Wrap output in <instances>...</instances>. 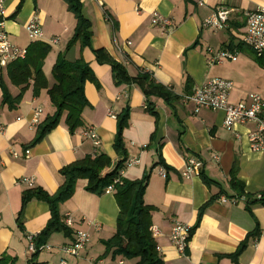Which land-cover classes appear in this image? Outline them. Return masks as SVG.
<instances>
[{"label":"crops","instance_id":"crops-1","mask_svg":"<svg viewBox=\"0 0 264 264\" xmlns=\"http://www.w3.org/2000/svg\"><path fill=\"white\" fill-rule=\"evenodd\" d=\"M3 1L4 29L12 45L28 50L37 42L50 50L42 66L46 89H34L33 82L24 89L14 84L9 76L14 62L0 67V259L58 264L65 257L61 247L84 231L90 242L79 259L65 257L70 264H85L87 259L135 264L136 260L105 254L103 242L116 232L119 209L114 193L91 194L86 180L76 183L73 196L59 208L63 219L71 217L67 227L72 235L52 234L46 242L51 251L32 258L27 241V236H37L46 227L47 204L32 200L23 209L21 225L18 222L24 191L40 188L53 195L63 184L61 169L104 154L112 163L104 173L122 161L138 160L136 165L124 166L121 180L148 179L143 199L152 208L151 227L159 231L154 241L164 264H264V206L247 202L264 192V152L253 151L248 141L255 125L226 129L222 111L194 113L193 104L182 101L184 95L219 78L233 84L230 103L248 106L250 94H258L264 102V56L257 57L242 43L245 14L264 9V0H101V4L79 0L91 27L89 45L83 48L79 43L68 48L76 20L63 0ZM218 7L232 10L227 28L204 29L203 21ZM154 13L169 19L171 26L153 25ZM33 16L42 26L39 41H31L25 28ZM208 50L236 51L237 59L208 65ZM61 57L68 62L82 60L94 77L83 86L88 105L82 125L71 132L64 113L54 129L33 143L37 127L55 113L47 90L54 85L52 69ZM113 63L124 68L128 81L122 75L116 78ZM140 77L147 80L139 82ZM149 84L153 86L148 88ZM144 85L150 111L145 109ZM38 107L42 115L38 125L31 127ZM126 112L118 152L114 143L120 119L116 117ZM89 128L100 141L96 154L93 142L83 136ZM190 158L199 159L203 166L198 175L186 179L183 172ZM160 167L166 171L165 178L159 175ZM233 168L244 195L238 196L231 185ZM176 222L193 229L183 255L169 240Z\"/></svg>","mask_w":264,"mask_h":264},{"label":"trees","instance_id":"trees-1","mask_svg":"<svg viewBox=\"0 0 264 264\" xmlns=\"http://www.w3.org/2000/svg\"><path fill=\"white\" fill-rule=\"evenodd\" d=\"M76 20V27L68 48L79 43L81 48L89 45L91 31L90 22L82 13V5L79 0H63ZM49 46L43 43H33L27 50L24 60H17L10 65L9 76L17 86L24 87L33 82L34 89H46L47 82L44 77L42 66L44 59L49 53ZM102 51H97L96 54ZM264 56V55H262ZM261 56V57H262ZM112 69L116 78L120 75L128 81L126 71L121 65L112 64ZM52 76L54 85L47 90V94L52 106L55 108L53 116L47 117L38 127L37 136L33 143L41 140L47 133L54 129L65 113V124L73 132L82 125V112L87 107L88 102L83 94V86L87 81L94 79L90 68L82 61L68 62L63 57L59 58L53 66ZM146 81V77L138 78V81ZM153 85L149 84L148 88ZM142 92L148 103L147 87L141 86ZM160 92L162 87L157 88ZM20 99V98H19ZM7 100V97H6ZM150 111V104L145 108ZM128 113L117 116L120 119L119 132L117 134L114 149L122 151L120 132L126 126ZM112 166L111 160L104 154L95 157H85L78 160L60 171L63 179L62 186L50 195L40 188H33L24 191L22 195V208L18 216L21 225L23 209L32 200L44 202L49 207L50 218L46 227L36 236V247L45 245L52 234L63 233L70 237L72 232L64 223L60 215V206L69 200L75 191L76 183L79 180H86V191L96 196H101L105 190L118 177L119 171L125 166L124 161L118 163L116 168L109 173L105 170ZM236 168L231 171V185L238 196L243 194V186L236 178ZM205 184L209 181L204 177ZM148 179L140 181L126 182L115 187L114 197L119 209L115 234L104 241L105 254L111 252L113 257H121L125 260H136L135 264H164L158 254L156 243L150 233L152 208L144 203V194ZM259 196V197H258ZM249 205L259 204L264 206V192L255 198L247 200ZM193 229H191V234ZM191 237V235H190ZM246 243V242H245ZM245 246V244H244ZM243 247V246H242ZM242 247L239 251H241ZM38 253H35L34 258ZM0 264H15V261L4 257L0 259Z\"/></svg>","mask_w":264,"mask_h":264},{"label":"built area","instance_id":"built-area-1","mask_svg":"<svg viewBox=\"0 0 264 264\" xmlns=\"http://www.w3.org/2000/svg\"><path fill=\"white\" fill-rule=\"evenodd\" d=\"M101 4V0H94ZM232 10L226 7H218L215 11L207 17L202 24L204 29L220 31L228 26L229 17ZM246 16V32L242 38L243 45L250 48L257 57L264 55V9H256L245 14ZM7 19L5 15L4 1L0 0V67L5 66L8 62H15L17 60H24L27 55V49H22L12 45L9 41L8 33L4 29V21ZM152 24L169 28L171 26L170 20L163 18L158 13H154L152 17ZM26 31L31 41H39L43 36L42 26L37 16L31 17L26 25ZM52 43L57 40L53 39ZM208 65H219L225 61H235L237 59L236 51L220 50L213 52L208 50ZM233 88L230 81L224 79H212L202 86L195 89L191 94L184 95L182 101L184 103H192L194 106V113L200 110L222 111L224 113L223 126L226 129H231L234 125H245L253 123L255 128L248 133V141L253 151L264 152V102L258 94H250V104H232L229 102V95ZM146 108V107H145ZM42 115V109L36 108L33 111V116L30 126H37ZM2 129H0V132ZM83 136L90 139L94 145V154H96L97 147L100 145L98 135L93 128L84 131ZM28 154V153H26ZM218 158H216L217 160ZM138 164L137 159H129L125 163V167ZM203 163L199 159L190 158L186 161V167L183 172V177L190 179L192 176L198 175L202 169ZM124 167L119 171L118 177L115 178L111 185L107 187L105 193H113L115 187L122 184L121 174ZM159 175L166 177V171L160 167ZM259 197V196H258ZM67 226H71L72 220L70 216L64 219ZM150 233L155 239L159 236V231L155 227L150 228ZM191 235V227L183 223H174L169 236L170 243L175 247L179 254L183 255ZM36 236H27L28 252L31 257L35 253L42 251H51L48 245L36 247ZM90 242V235L84 231L75 233L74 240L71 244L61 247L60 252L65 257L79 259L81 251L84 250ZM63 257L58 264H70L68 260ZM48 264V263H43ZM85 264H101V261L87 259Z\"/></svg>","mask_w":264,"mask_h":264}]
</instances>
